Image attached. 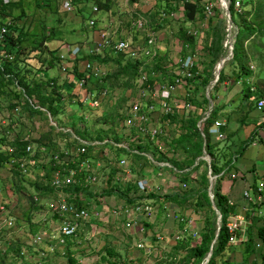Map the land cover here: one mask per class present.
Here are the masks:
<instances>
[{
    "label": "rangeland",
    "instance_id": "1",
    "mask_svg": "<svg viewBox=\"0 0 264 264\" xmlns=\"http://www.w3.org/2000/svg\"><path fill=\"white\" fill-rule=\"evenodd\" d=\"M62 1L11 0V3L17 2L19 5L9 9L11 17L17 19L23 13L17 20V24L27 33L22 46L30 48L38 43L43 35H51L46 42L52 50L58 52L62 48V52L66 53L67 47L70 46L71 49L82 50L87 57L93 54L91 51L96 49L100 41L98 31L110 30L114 40H125L131 47L138 50L143 48L145 51H150V54L154 51L155 56H138L143 57L145 66L151 68L160 65L164 71L155 77L153 90L146 85V74L137 78L131 88L109 86L105 90L97 89L96 84L101 78L94 79L89 76L86 89L82 88L78 95L71 93L62 98L58 117L52 115L50 117L46 108L45 111L41 110L43 114L38 111L29 114L26 109L24 114L15 117L14 110L8 109L6 101L0 103L2 118L0 151L7 150V144L12 138L27 140L26 129L32 130L34 127V116L43 125L52 124L50 138L43 144L45 146L74 149L77 148L79 139L88 142L112 139L117 143L124 142L130 149L124 151V148L105 147L101 149V155L96 152L99 155L96 170L100 181L97 188L95 186L93 188L95 199L91 200V205L94 208L98 206L108 208L103 207L106 210H99L100 216L85 223L75 237L68 239L66 245L58 243L61 221L48 209V203L60 199V196L51 188L50 178H44V167L49 165L46 159L36 156L35 162L29 165L26 173L20 171L21 175L14 172V170L19 171L17 167L5 164L0 169V207L5 209L2 212L0 208V264H67V253H71L80 264H107L103 260L106 248L119 253L124 264H192V249L201 241L200 236L208 224V211L199 213L182 209L178 211L172 204L157 202L150 195L195 190L199 187L206 171L209 179L210 168L206 156L203 155L200 158L204 157L206 165L199 166L192 176V169L196 164L198 165L199 160L192 166L190 163L193 156L188 154L189 150H183L179 155L175 153L179 146L172 143V124L166 121L160 100L152 95V92L172 82L176 67L182 75L183 64L191 60L194 63L193 68H197L201 75L211 80L208 86L196 88V95L192 101L195 108L188 111L190 115L193 113L202 120L210 109L207 93L210 90V95L213 94L211 85L217 80L218 63L223 57L232 55L223 66L225 80H233L231 84L240 82L239 90L241 88L248 90L249 84H252L256 87L253 95L264 98V38L254 35L243 41L239 49L241 62L233 60V51L224 47L225 55L213 64L206 49L196 51L194 49L196 46L194 48L184 46L180 35L182 31L197 32L199 35L207 34L203 41L209 42L208 26H211L213 18L219 17L218 29L221 31L225 45L232 32H229L230 21L221 0H199L201 15H198L199 20L194 22L187 19L182 0H137L134 3L132 0H113L108 10H100V15H97L102 19L103 26L97 25L94 28L87 27V20L91 16L90 8L94 3L86 6L81 13L77 9L72 12L64 11ZM226 1L230 3L229 0ZM77 3L80 4L79 0H76ZM207 3L214 6V13L209 18L203 14V7ZM240 9H242L241 5ZM161 11L174 16L161 19L158 17ZM143 17L149 20V27L140 29L134 26V22ZM4 20L2 17L0 24ZM237 23H235L237 30L232 33L234 35H237L239 26L254 27L250 22L240 19ZM150 33H156L154 45L147 44ZM107 54L110 58L115 55L110 49L102 51V55ZM243 64L249 70L245 73L248 76L244 75L238 80L237 74ZM100 66L104 72L113 70L111 64ZM54 72L52 71L50 75ZM64 72L66 75L62 81L75 77L73 68ZM88 92L92 93L91 99H87ZM13 94H11L12 100H17ZM246 96L240 94L233 100V104H241ZM92 101H97L98 105L91 106ZM138 101L144 104L154 103L156 106L155 111L150 113V120L142 127V131L137 128L138 123L131 119L132 104ZM21 108L23 109V106ZM11 116L15 118H12L13 123L9 122ZM3 120L7 124H4ZM130 122L132 125H129ZM11 124H15V127L11 128ZM154 128L162 130V134L156 139H152L149 135V131ZM134 151H139V154ZM251 155L253 154L248 155L243 165L252 163ZM122 158L126 159V166L120 164ZM162 162L173 164L182 173H178L175 180L172 169L159 166ZM116 179H119L116 187L120 194L98 198L107 191L104 188L106 184L108 186L109 183L111 186ZM144 179L149 182L150 187L142 192L137 185ZM214 181L213 189L217 180ZM36 183L41 185L44 194L36 191L34 188ZM73 197L74 195L71 194L67 199L71 200ZM32 199L37 201V206H34ZM148 205L153 207L151 213H139L138 209ZM9 217L13 220L10 226L2 221ZM217 217L216 213L214 216L216 224ZM185 229L187 230L182 234ZM178 235L180 239L176 240L175 237ZM37 236H42V240L35 242ZM139 244L143 247L140 248ZM10 246L18 248L21 257H18L15 251L8 253L7 248ZM260 262L261 258L256 263Z\"/></svg>",
    "mask_w": 264,
    "mask_h": 264
},
{
    "label": "trees",
    "instance_id": "2",
    "mask_svg": "<svg viewBox=\"0 0 264 264\" xmlns=\"http://www.w3.org/2000/svg\"><path fill=\"white\" fill-rule=\"evenodd\" d=\"M112 1L113 0H79L80 4L75 3V10L77 9L82 13L84 8L90 3H97L101 10H108ZM136 1L137 0H132L133 3ZM229 2L230 14L234 23L238 24L237 22L240 19L245 22H250V24L254 26L247 28L239 26V31L236 35V41L233 49V60L241 62L239 49L242 46L243 41L254 35H257L262 39L264 38V0H229ZM236 3H239L242 6V9H240L239 12L235 9ZM182 5L188 20L194 22L197 20L198 15H201L202 9H200L199 0L196 2L182 0ZM17 6H19L17 2H12L7 6H1L0 3L3 19H9L12 22L10 33L7 35V39L0 41V55L2 52H7L14 56L12 61H5L0 67V95L11 96L10 89L13 87L15 91L13 96L17 98L18 104H22L23 108H26L27 111H38L29 104L28 100L36 99L40 106L47 108L48 112L51 113L52 116L56 117L60 111L59 106L61 105L62 98L64 97L63 92L59 90L55 79L43 82L40 80V78L45 72L57 66L61 59L56 55L57 51L52 50L46 42L47 38H49L51 35H43L38 43L30 48L22 46V42L27 37V33L17 24V20L20 18V16H22L23 13L17 19L12 18L9 13V9L16 8ZM180 40L183 42L184 46H192V48L196 46L195 37L189 35L186 31H182ZM206 51L213 64H216L225 55L223 36L219 29L213 35L210 44L207 45ZM114 54L115 55L113 58H110L108 54L105 56L100 54H92L86 57V60L97 62L98 64L104 66L111 64L113 67V70L106 72L105 76L102 77L99 83L96 84L98 90H105L109 86L131 88L133 87L135 80L141 77L143 74L147 75L146 85L154 87L155 77H158L157 74L164 71L160 65H155L151 68L145 66L143 57H130L124 51L114 52ZM192 71L194 72V77L192 81L190 80V82L197 81V85H193L195 86V89H199L201 86L205 87L210 84L211 80L209 77L201 75L197 68H193ZM73 72L75 73V77L79 78V80L82 78L89 80V76L96 79L89 72L80 73L77 66H75ZM246 72L248 73L249 70L243 64L241 70L237 74V79L239 80L244 75L248 76V74H245ZM224 78L225 75L223 68L219 79L212 88L214 91L217 90V88L221 85ZM50 81H54V86L49 85ZM18 86L20 88L19 90L16 89ZM210 97L214 102V109L205 119V121L202 122V127L200 128L198 126V122L201 120L200 116L197 117L193 113L191 115H187L185 118L186 120L180 125L182 134L177 140H175L176 142L173 143H175L176 146H180L184 149L187 147V143L191 144V149L188 151V154L193 156L190 165L193 166V164L199 160L198 165L193 167L192 171L196 170L199 166L206 165V161L200 158L204 155L205 150L212 159V174L216 175L219 174L220 170L216 167V156L214 154V146L212 145L210 134V129L214 125L213 119L215 118V97L213 94L210 95ZM174 117L175 115L173 116L172 113H170L169 115L165 116V119L169 124H172V118ZM50 135V133L42 134L40 139L37 141L39 144L38 147H41L46 140H49ZM253 137L254 135L252 136V139L246 141L243 144L240 154H243V150L253 143ZM27 144L28 141L26 140L14 139L9 144H7V147H14L15 155L20 157L25 155V148ZM124 151L128 150L124 149ZM185 151L187 150L185 149ZM92 152L93 149L90 148L89 154L93 155ZM7 161L8 156L0 151V169L7 163ZM53 170L54 167H52L51 164L44 167V178L49 179ZM227 171H229V169ZM227 171L224 172L223 175H225ZM14 172L17 175H21L20 171L18 170H14ZM116 186L118 187V185L109 186V189L102 193L98 198H104L105 196L112 195L118 196L120 191ZM208 187L209 179L207 177L206 171L203 174L199 187H197L195 190L185 193L175 192L164 195H150L152 196V199H155L157 202L164 204H176L185 211L191 210L195 213H199L200 211H208V224L200 236L201 241L192 249V264L203 263L210 251L212 241L214 240L217 231L216 219L214 220L216 211L212 209L211 199L208 194ZM34 188L37 192L44 194V190L41 189L42 187L39 183H36ZM70 193L74 195V197L73 199L69 200V202L78 207L82 206L85 203L84 200L86 199H95V195L88 192V189L85 188L84 174L79 175V184L70 189ZM213 193L215 205L222 215V226L217 242L214 246L212 256L210 257V260L207 264H220V257L222 256V253L229 242L226 221L229 214L233 212L234 207H231L228 204L227 199L219 193L217 185L214 187ZM82 197L83 199H81ZM32 201L34 206L38 205L37 201H34L33 199ZM128 202H132V200H128ZM258 236L261 238L264 244V226L258 229ZM12 251H15L17 256L21 257V253L18 248L15 249L13 246L7 248L8 253ZM67 255V264H80L71 253H67ZM103 260L107 264H124L122 256L111 248L105 249V256L103 257ZM261 264H264V257Z\"/></svg>",
    "mask_w": 264,
    "mask_h": 264
},
{
    "label": "crops",
    "instance_id": "3",
    "mask_svg": "<svg viewBox=\"0 0 264 264\" xmlns=\"http://www.w3.org/2000/svg\"><path fill=\"white\" fill-rule=\"evenodd\" d=\"M198 20L199 17L196 21ZM101 21L102 19L99 18L97 23L98 26H103L101 24ZM219 22V17L213 18L211 26H208V32H210L209 42L208 40H205L206 42L203 41L204 38L207 37V34L202 35L200 33L199 35V33L196 32L197 35L194 36L196 41V48L194 49H196V51L199 49L204 50L206 49L207 45L210 44L213 35L219 28ZM188 33H190V31H188ZM207 42L208 44H206ZM57 53V56L59 57V55L63 53L62 48L58 50ZM63 54H65V58L62 59L57 66L41 75L40 80L46 82L48 80L55 79L56 85L58 86L59 90L63 92L64 97L65 95L71 93L78 95L81 88L78 86L77 78H69L66 81H62V79H64L66 75V72H64V70L70 71L72 68L74 69L75 66H77L80 73L86 72V53L82 52V50H79L78 54ZM52 71L55 72L54 74L50 75ZM178 73L179 70L178 67H176L174 74L176 75ZM175 75H172V78ZM58 80H61V82H58ZM232 81L233 80L227 81L224 78L223 82L217 88V90H213V96L215 97V118L213 119V122H215L216 120H221L223 123V125L220 127L221 136H215L211 134V141L212 145L214 146L213 150L216 156V167L220 170L219 174H216L214 176V180H217L215 186L217 185L219 193L227 199V202L231 207H234L233 212L229 214L227 220H229L233 215H244L246 216L247 223L246 226L238 233V242H228L224 252L222 253V256L220 257V264H258L256 262L260 260V258L262 262L264 257V244L261 238L258 236V229L264 226V201L259 199L258 193V189L264 187V111L262 112L256 109V103L258 100L255 98H258L259 96L253 95V93L255 92H250V84L248 86V90L247 88H241L239 90L238 85L240 84V82L237 84H231L230 82ZM195 84L197 85V81L190 82V80L186 79L185 83L176 88L175 93L172 96V115H175V117L172 118L173 142H176L175 140H177L182 134L180 125L186 120L185 116L189 114V109L195 108L192 102L194 101L196 95V89L194 88L195 86H193ZM10 92L11 94H13V87L10 89ZM209 93L210 90H208L207 98L211 99ZM240 94L247 96L245 97V100L241 102V104L234 105L233 100ZM248 98H250V100H248ZM33 100L36 101L40 106L36 99ZM4 101H6L5 104H7L9 110H14L13 112L16 115L15 117L21 116L22 113L24 114V110L26 111V108H21L22 104H18L17 100H12V97L9 95H0V103L3 104ZM29 104L31 105V103ZM213 109L214 105L212 110ZM36 110H38V113L41 111L39 109ZM34 112L37 111H28L29 114H32ZM208 116L209 115H207L206 112L204 114V117L207 118ZM12 118H14V116H11L9 119V122L11 123H13L15 119L14 118L12 120ZM1 119L2 118L0 117V120ZM33 121L35 122V125L32 130H30V128L26 129V133L28 135L26 141H28V144H33L35 147H38L39 144L37 141L40 139L42 134L51 132L50 125L52 126V124L43 125L35 116L33 117ZM203 121L205 120L202 119L200 122H198V126L200 128L202 127L201 125ZM2 122L4 124H7L5 120H3ZM12 127H15V124H11V128ZM58 130L60 129L58 128ZM72 133H74V131H72ZM253 135V143L243 150V154H240L243 144L246 141L252 139ZM17 138L18 137L12 138L11 141ZM190 145L191 144L187 143V147L185 149H191ZM176 149L177 151L175 152L174 150H172V153L175 152L178 155L179 153H181V151L185 150L180 146ZM205 152L206 151L204 150V155L206 156ZM251 153L253 154L251 155L253 157L252 163L250 162L243 165L242 163ZM33 159L35 161V157ZM195 163H197V161ZM228 169L229 171H227ZM196 170L193 171L192 176ZM226 171L227 173L223 175ZM172 172L174 174L175 180L176 175L178 173H182V171H178L176 166H174L173 164ZM232 175H235V178H233ZM247 191L249 192L251 200L245 197V192ZM172 206H175V209L178 211L182 209L176 204H172ZM103 207L108 208L107 206H98V209L101 211L106 210ZM261 262L259 264H261Z\"/></svg>",
    "mask_w": 264,
    "mask_h": 264
},
{
    "label": "built area",
    "instance_id": "4",
    "mask_svg": "<svg viewBox=\"0 0 264 264\" xmlns=\"http://www.w3.org/2000/svg\"><path fill=\"white\" fill-rule=\"evenodd\" d=\"M1 6H7L11 3V0H0ZM75 3L76 0H63L62 1V7L64 11L66 12H72L75 10ZM222 3V1H221ZM223 9L225 10V6L222 3ZM91 16L87 20V27L88 28H94L97 26L98 18L97 15H100L101 9L100 6L97 3L92 4L91 6ZM235 9L237 11L240 10V4L236 3ZM214 13V6L212 4H205L203 7V14L206 18H209ZM173 17V14L166 13L164 11H161L159 14V18L161 19H167L170 17ZM226 16H228L226 14ZM0 19H2V11L0 9ZM230 21V20H229ZM150 22L146 18H139L137 22H134V26L140 29H145L149 27ZM12 26V22L9 19H5L3 23L0 24V41L7 39V35L10 33V29ZM237 30V26L235 23H229V32L233 33ZM229 34L228 39L226 40V43L224 45L225 48H228L230 50L233 49V46L236 41V35ZM99 39L100 41L97 43V47L95 50H92L91 53L93 54H100L102 55V51L106 49H110L112 52H119L124 51L128 54L130 57H139L140 56H155V52L153 51L152 54H150V51H145V49L141 48L140 50L131 47V45L125 41V40H114L113 34L110 30H99ZM192 36L197 35L196 32H190L189 33ZM237 34V33H236ZM156 33H150L147 38V44L148 45H154L156 43ZM79 49H71L70 46L66 49V54H78ZM59 58L62 60L65 58V54H60ZM14 59V56L12 54H9L7 52H2L0 55V67L3 65L5 61H12ZM193 62L187 61L183 65L184 69H181L182 75L180 73L176 74L172 78V82L168 84L167 86H161L158 90L155 92H152V95L154 94L156 98H159L160 104H161V110L162 113L167 116L170 113H173V108L171 106L172 104V96L175 93V90L178 86L185 83V80H192L194 77L193 69ZM85 70L86 72H89L92 76L95 78H102L105 76L106 72L102 70V67L97 62H92L87 60L85 62ZM159 73L157 74V76ZM217 81V80H216ZM215 81V83H216ZM214 83V84H215ZM212 84L211 86H213ZM50 86H54V81H50ZM88 80L86 78H82L78 80V86L82 88H87ZM151 90H153L154 87H150ZM210 86V87H211ZM251 92H256V87L254 85H250ZM18 89L19 86H18ZM88 98L91 99L92 93L88 92ZM29 103L36 109L45 111L46 109L39 106L36 101L33 99H28ZM91 106L98 105L97 101H92ZM141 102H135L132 104L131 108V119L136 121L137 128L139 130H143V126L148 123L150 120V113L155 111V104H144ZM256 109L258 111H264V98L258 99L256 103ZM48 115L51 117V114L48 113ZM206 117L203 118L205 120ZM129 125H132L131 122ZM223 125L221 120H216L214 122V125L210 129V134L215 136H221L220 134V127ZM162 134V130L158 128L151 129L149 131V135L152 139L158 138ZM105 147H113V148H124L128 151L130 149L127 147V145L122 143H117L112 139H103L101 141L96 140L93 142H88L79 139L77 148L74 149H58L52 146H45L42 145L41 147H35L33 144H27L25 148V155L24 156H16L15 155V149L14 147L8 146L7 150L3 152L5 155L8 156L7 165L8 166H15L21 171L22 173H26L29 165L34 163V157L40 156L42 159H46V161L54 167V170L50 176V186L53 188L56 192L59 193L58 200H52L48 203V209L53 215H56L59 217L61 221V225L59 227V236L57 237L58 243L61 245H66L68 239H71L77 235V231L82 228V226L87 223L91 222V220L96 219L100 216L101 211H99L98 208H94L91 205V200L94 198L86 199L84 200L85 203L78 207L72 203L69 202L67 199L68 196L71 195L70 189L75 187L79 184V175L84 174L85 175V188L88 189L89 192L95 194V191H93L94 186L96 187L100 181L99 173L96 170V161L99 155H97L96 152H98L101 155V149H104ZM92 148L93 155L89 154V149ZM139 154V151H134ZM126 159L122 158L120 161V164L122 166H126ZM161 167L172 169V165L169 162H162L159 164ZM233 178H235V175H232ZM119 179H116L112 182V185H117ZM138 189L140 191H147L150 187L149 182L144 179L138 182ZM109 188L106 184L105 189L107 190ZM259 193V199L264 201V187H261L258 189ZM245 197L249 200H251L249 192H245ZM2 212L5 210L4 207H0ZM139 213L143 212H149L151 213L153 211L152 206H146L143 209H138ZM4 224L12 225V218L9 217L8 219L2 220ZM184 221V219H182ZM247 220L246 216L244 215H233L229 220L226 221V228L229 235V243H237L238 242V233L246 226ZM182 231L181 233L184 234L185 231ZM42 236H37L35 238V242L41 241ZM176 240L180 239V235L175 237ZM140 248L143 247L142 244L138 245Z\"/></svg>",
    "mask_w": 264,
    "mask_h": 264
},
{
    "label": "water",
    "instance_id": "5",
    "mask_svg": "<svg viewBox=\"0 0 264 264\" xmlns=\"http://www.w3.org/2000/svg\"><path fill=\"white\" fill-rule=\"evenodd\" d=\"M221 1H222L223 5L225 6V11H226V14L229 17L230 23H233V20L231 18V14H230L229 3H227L226 0H221ZM232 51H233V49H232ZM231 56L232 55H229L227 57H223L219 61V63H218L219 64V67L217 66V73H216L217 80L219 79V76H220V73H221V71L223 69L224 63L227 60H230L231 59ZM213 105H214L213 104V101L210 99V109L207 112V115H210L211 110L213 108ZM205 154H206V159L208 160V164H209V168H210V171H209L210 186H209V189H208V194H209V197L211 199L212 207L216 211L218 217H217V231H216L215 238L212 241V244H211V247H210V251H209L207 257L205 258V260L201 264H207L208 261L210 260V257L212 256L213 249H214V246H215V244L217 242V239H218V236H219V233H220V230H221V226H222V215H221L220 211L217 209V207L215 205V202H214V193H213L214 176H212V171H211V158H210V156L206 152H205Z\"/></svg>",
    "mask_w": 264,
    "mask_h": 264
}]
</instances>
